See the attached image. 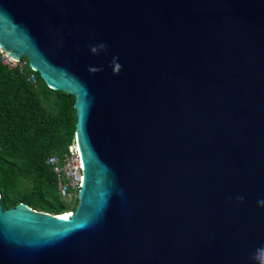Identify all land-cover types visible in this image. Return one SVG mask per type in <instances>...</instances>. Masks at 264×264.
I'll return each instance as SVG.
<instances>
[{
  "label": "water",
  "instance_id": "water-1",
  "mask_svg": "<svg viewBox=\"0 0 264 264\" xmlns=\"http://www.w3.org/2000/svg\"><path fill=\"white\" fill-rule=\"evenodd\" d=\"M0 47L75 96L84 176L0 195V264H264V0H0Z\"/></svg>",
  "mask_w": 264,
  "mask_h": 264
},
{
  "label": "trees",
  "instance_id": "trees-1",
  "mask_svg": "<svg viewBox=\"0 0 264 264\" xmlns=\"http://www.w3.org/2000/svg\"><path fill=\"white\" fill-rule=\"evenodd\" d=\"M24 59H26L24 57ZM36 75L37 82L29 80ZM75 96L50 89L33 71L0 58V195L4 209L24 203L62 215L76 205L58 192L48 159L63 156L76 136Z\"/></svg>",
  "mask_w": 264,
  "mask_h": 264
},
{
  "label": "built area",
  "instance_id": "built-area-1",
  "mask_svg": "<svg viewBox=\"0 0 264 264\" xmlns=\"http://www.w3.org/2000/svg\"><path fill=\"white\" fill-rule=\"evenodd\" d=\"M0 58L4 65L9 68H25L29 65L27 59L14 60L9 53L4 52L0 47ZM29 80L36 83V75H31ZM48 164L56 178L59 194L63 199L76 198L83 185V163L81 153L75 137L74 142L69 146L68 151L63 155H53L48 159Z\"/></svg>",
  "mask_w": 264,
  "mask_h": 264
},
{
  "label": "rangeland",
  "instance_id": "rangeland-1",
  "mask_svg": "<svg viewBox=\"0 0 264 264\" xmlns=\"http://www.w3.org/2000/svg\"><path fill=\"white\" fill-rule=\"evenodd\" d=\"M65 201L67 202V204H72V205L75 206L76 203H77V201H78V197H76V198H72V199L68 198V199H66Z\"/></svg>",
  "mask_w": 264,
  "mask_h": 264
},
{
  "label": "clouds",
  "instance_id": "clouds-1",
  "mask_svg": "<svg viewBox=\"0 0 264 264\" xmlns=\"http://www.w3.org/2000/svg\"><path fill=\"white\" fill-rule=\"evenodd\" d=\"M103 47V46H102ZM94 52H95V48L92 49ZM261 204H264V201H261L260 202Z\"/></svg>",
  "mask_w": 264,
  "mask_h": 264
},
{
  "label": "bare ground",
  "instance_id": "bare-ground-1",
  "mask_svg": "<svg viewBox=\"0 0 264 264\" xmlns=\"http://www.w3.org/2000/svg\"><path fill=\"white\" fill-rule=\"evenodd\" d=\"M68 217V215H66Z\"/></svg>",
  "mask_w": 264,
  "mask_h": 264
}]
</instances>
